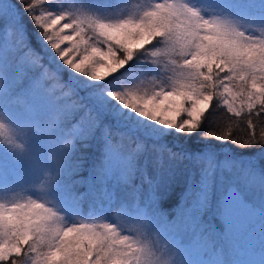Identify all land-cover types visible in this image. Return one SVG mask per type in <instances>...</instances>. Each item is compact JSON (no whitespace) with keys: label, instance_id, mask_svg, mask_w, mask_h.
I'll use <instances>...</instances> for the list:
<instances>
[{"label":"snow or ice","instance_id":"6c2138e0","mask_svg":"<svg viewBox=\"0 0 264 264\" xmlns=\"http://www.w3.org/2000/svg\"><path fill=\"white\" fill-rule=\"evenodd\" d=\"M17 3L29 14L41 46L59 62L56 69L48 67L40 51L29 47L17 32L8 33L12 45L23 51L18 63L41 73L33 90L51 98L49 132L66 111L82 107L75 100L59 103L73 95L59 78L60 66L88 82L105 84L138 53L162 41L163 48L150 55L170 74L167 85L109 91L108 98L159 130L185 136L200 132L208 114L219 112L203 138L240 148L264 147V126L257 132L253 119L264 117V27L241 30L227 17L206 19L185 0H155L137 16L117 20H100L80 12L56 14L45 10L47 0ZM26 75L21 67L18 86ZM5 87L0 78V89ZM244 121L243 135H236L233 125ZM260 123L264 125V119ZM97 126L95 117L86 113L79 125L65 133L51 154L57 167L66 161L74 138L94 132ZM104 135L114 158L123 163L142 150L140 144L126 148L108 130ZM0 138L15 143L2 122ZM111 224L81 221L68 225L42 199L0 201V264H141L140 246L126 238L133 236L114 230Z\"/></svg>","mask_w":264,"mask_h":264},{"label":"trees","instance_id":"16d2710c","mask_svg":"<svg viewBox=\"0 0 264 264\" xmlns=\"http://www.w3.org/2000/svg\"><path fill=\"white\" fill-rule=\"evenodd\" d=\"M211 1L219 2V6L223 0ZM154 2L155 0H47L44 8L56 14L80 12L100 20H117L135 17ZM219 8L225 10L220 6ZM244 11L247 17L258 18L264 14V0L257 7ZM10 31L17 32L29 47L40 51L44 57L43 62L48 67L56 69L59 66L50 50L41 46L40 35L32 26L29 14L23 11V6L17 0H0V74L6 83V90L3 89L0 93V104L27 110L40 97L51 103V98L43 91L33 90L41 73L38 69L18 63L23 57V51L12 45L8 37ZM163 46L162 41L153 42L147 50L138 53L127 68L105 84H93L66 68L59 67L61 82L73 93L59 103L75 100L82 107L66 111L57 127L47 134L46 141L52 145L49 155L55 151L65 133L80 124L86 113L95 117L98 126L94 132L74 138L73 146L68 150L67 159L62 166L57 167L46 154L50 177H54L49 179V185L56 196L67 198L81 221L109 223L111 220L108 218L113 219L121 209H126L128 212H140L144 217L152 219L168 235L176 233L181 225H187L192 233L205 236L211 241L217 259L231 263L237 260L235 255L238 246L235 245L230 256L226 253L225 238L230 236L225 234L224 229V209L221 205L224 195L220 188L218 191L216 187H212L210 175L225 166L243 178H253L264 189V147L240 148L232 143L203 138L202 133L212 129V118L218 116L219 112L208 114L200 132L185 136L174 131L159 130L148 121L141 120L135 113L121 108L106 95L109 91L119 92L142 85L166 86L170 74L163 64L154 62L150 55ZM21 67L27 75L23 85L18 86L16 77ZM215 108L216 102L213 101V109ZM220 111L224 110L221 108ZM253 119L258 132L259 127L264 126L260 123L264 117ZM246 123L244 121L243 124L233 125L236 135H243ZM105 130L112 134L113 140H122L126 148L136 144L143 146L140 152L135 153L127 163L122 162L118 171L110 176L106 169L108 153L111 152L113 156V152L105 139ZM1 149L2 171L3 165L12 164L2 156ZM187 165L189 166L186 167ZM230 178L231 175L228 180ZM205 179L207 181L204 186L201 182H205Z\"/></svg>","mask_w":264,"mask_h":264},{"label":"rangeland","instance_id":"374dc122","mask_svg":"<svg viewBox=\"0 0 264 264\" xmlns=\"http://www.w3.org/2000/svg\"><path fill=\"white\" fill-rule=\"evenodd\" d=\"M261 1L223 0L219 6L225 9L224 11L219 8L217 1L185 0V3L199 11L205 18L227 17L241 30H248L264 27V14L258 18H249L244 11L257 7ZM0 78H2L1 74ZM4 89L6 90V87ZM2 90L0 89V93ZM51 111V103H48L44 97L37 98L36 103L27 110L8 108L0 104V122L11 130L17 143L24 145V151L21 152L4 138H0L2 156L12 164V166L5 164L3 170H0V201H12L22 197L42 199L64 218L66 224L79 223L81 218L67 198L56 196L49 185L51 172L45 158L51 157L49 151L52 145L46 141ZM56 139L57 137L54 138ZM204 161L207 165V161L205 159ZM120 165H123L122 159H116L111 152L108 153L106 169L108 176L115 174ZM230 175L231 178L228 180ZM210 177H212L210 179L213 182L212 187H216L218 191L220 188L224 195L221 204L224 209V229L225 234L231 237L225 238L226 253L230 256L235 245L238 246L235 255L237 260L231 263L217 259L211 241L205 236L192 233L187 225H181L176 233L168 235L163 227L152 219L144 217L140 212L121 209L113 219L105 217L111 220L109 223L115 224L118 215L121 222L139 229L143 233L144 240L162 241L167 253L173 257L174 264H264V189H261L263 186L253 178L246 179L237 172L233 173L225 166L215 174L212 173ZM206 181L207 179L201 184H206ZM125 233L138 238L137 231L125 229Z\"/></svg>","mask_w":264,"mask_h":264},{"label":"clouds","instance_id":"9594fccd","mask_svg":"<svg viewBox=\"0 0 264 264\" xmlns=\"http://www.w3.org/2000/svg\"><path fill=\"white\" fill-rule=\"evenodd\" d=\"M15 149L19 151H24V145L17 143L15 141L14 144H11ZM17 145H19L17 147ZM52 159V157H50ZM117 223L111 224V227L116 231H125L128 229L129 231H137L138 238L134 237H126L133 239L135 243H137L139 247V251L141 253V264H174L173 257L167 253L166 246L162 243V241H152L148 242L144 240L143 233L140 232L137 228H132L130 225L121 222L120 217L116 216ZM104 226H109L105 224Z\"/></svg>","mask_w":264,"mask_h":264}]
</instances>
